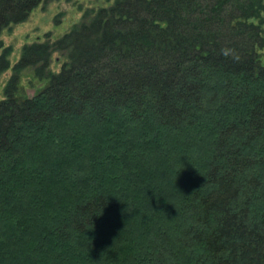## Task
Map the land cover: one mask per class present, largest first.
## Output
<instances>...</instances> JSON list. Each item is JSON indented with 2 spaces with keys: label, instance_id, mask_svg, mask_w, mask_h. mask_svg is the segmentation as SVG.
Returning <instances> with one entry per match:
<instances>
[{
  "label": "trees",
  "instance_id": "1",
  "mask_svg": "<svg viewBox=\"0 0 264 264\" xmlns=\"http://www.w3.org/2000/svg\"><path fill=\"white\" fill-rule=\"evenodd\" d=\"M42 1L0 0V34ZM263 24L261 0H112L23 45L0 264H264ZM10 54L0 40V74Z\"/></svg>",
  "mask_w": 264,
  "mask_h": 264
},
{
  "label": "rangeland",
  "instance_id": "2",
  "mask_svg": "<svg viewBox=\"0 0 264 264\" xmlns=\"http://www.w3.org/2000/svg\"><path fill=\"white\" fill-rule=\"evenodd\" d=\"M105 0H46L39 3L28 15L25 21L15 24L8 30H2L0 40L4 47H9L8 58L10 68L0 74V100L3 97V86L11 76V68L20 57L23 45L33 42H44L46 34L48 39L55 38L66 33L67 30L83 19V13L88 10H96L101 6H109L110 2ZM264 3V0H261ZM262 37H264V24L262 26ZM264 54V50L261 51ZM263 56V55H262ZM64 56L60 52H54L49 59V70L56 73L63 61ZM264 61V57H261ZM45 84L44 80L34 78L31 69H24L21 73L20 86L23 87L27 96L34 95L35 91Z\"/></svg>",
  "mask_w": 264,
  "mask_h": 264
}]
</instances>
